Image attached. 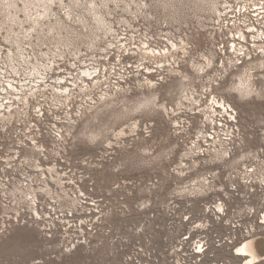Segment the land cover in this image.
<instances>
[{
	"label": "built area",
	"instance_id": "obj_1",
	"mask_svg": "<svg viewBox=\"0 0 264 264\" xmlns=\"http://www.w3.org/2000/svg\"><path fill=\"white\" fill-rule=\"evenodd\" d=\"M200 1L132 0L134 9L113 5L93 43L67 47L42 45L34 36L18 48L5 39L7 27H0L3 231L39 230L54 244L52 258L58 259L94 247L98 234L109 233H98L100 227L114 216L133 213L151 212L149 220L159 231L169 229L174 224L169 217L183 208L187 218L182 222L202 228L196 242L203 251L195 255H202L211 241L220 243L222 236L228 245L236 243L240 209L248 213L251 233L256 224L264 227V145L243 167L226 166L239 138L238 118L217 91L227 75L264 56V0ZM160 4L169 7L170 19L190 6L185 8L197 20L196 37L206 33L212 45L197 49L187 39L191 32L177 20L156 27ZM149 7L153 15L146 12ZM178 77L172 103L164 104L177 142L160 147L154 140L155 121H133L103 150L71 155L74 130L100 104ZM221 102L226 107H219ZM136 156L166 167L130 175L108 188L95 183V168L114 167L116 172L117 165L133 163ZM164 214L168 220L161 225L157 220ZM170 237L167 232L163 238Z\"/></svg>",
	"mask_w": 264,
	"mask_h": 264
},
{
	"label": "rangeland",
	"instance_id": "obj_2",
	"mask_svg": "<svg viewBox=\"0 0 264 264\" xmlns=\"http://www.w3.org/2000/svg\"><path fill=\"white\" fill-rule=\"evenodd\" d=\"M89 1L81 0L82 5L75 10L74 15L70 18L67 15L69 9L65 7V4L68 5L71 1L64 0L63 4L55 1L52 3L53 12L48 17L41 19L40 25L34 28L32 20L26 19L23 12L19 13V18L23 20L22 24L7 22V19L4 18L5 10L0 7V27L5 29L7 27L8 31L13 30L14 32H19L22 29L23 32L28 31L30 36L23 37V40L36 36V41L42 45L51 42L57 47H67L80 44L82 41L93 43L102 28L97 27L93 15L87 10ZM131 1L93 0L99 8V15L104 17L106 23L108 19L104 15L105 12L111 16L112 11L110 10L114 9L113 5L123 4L126 9L132 6ZM164 1L171 3L169 0ZM183 1L201 2L200 0ZM205 1L210 4L215 0ZM178 4L180 5L181 2ZM18 6L20 9L23 7L21 0H18ZM135 6L133 5L132 8L134 9ZM185 7H181L180 10L186 13L182 15V12H177L173 15L177 17L170 19L172 13H170L169 7L160 4L156 9L158 21L154 25H157L156 27H158V23L168 25L170 20H177L174 23L178 24L182 30L191 32V34L187 33V39L191 43H195L197 49L210 47L212 40L206 33L202 37H196L197 20L187 14ZM108 9L110 10L108 11ZM149 10L151 12L147 9L146 12L153 15L152 7H149ZM56 20L63 21L62 38L56 36V30H50V26L54 25ZM206 30L210 32V27L207 26ZM178 78L177 81L166 83L160 88L134 91L130 95L100 104L86 115L69 139L71 155H92L103 150L107 143L114 142L115 133L133 121H155L157 131L154 140L159 143L160 147L164 142H177V139H173L170 135L172 119L167 118L164 104L172 103L174 91L181 80ZM262 84H264V56L251 60L238 71L227 75L217 90L235 109L238 118L239 138L234 143L233 158L226 162L227 167L228 164H238L239 167H243V164L253 158L260 147L264 145V90L261 88ZM250 89L259 92L260 97L249 95L245 98L244 94ZM152 161L154 160H149L147 157L141 159L136 156L133 163L117 165L116 172L113 171L114 167H111L110 170L107 166L97 167L94 171V173L96 172L94 181L97 185H105L108 188L130 175L142 172L151 174L158 167L161 170L166 167V165ZM198 213L195 215L200 217ZM150 215L151 212L147 211L128 214L124 217L114 216L103 228H99L98 233L106 230L109 233L106 236L98 234L97 238L92 240V242L96 241L94 247L79 248L75 253L58 259L52 258L54 244L47 241L39 230L23 226L5 232L1 228L3 221L0 218V264H247L249 257L236 256L234 251L239 254L237 249L242 248L247 241L256 238L264 240V227L256 224V232H254L256 234L253 235L254 233H251L249 228L248 213L246 209H240L241 227L235 233L236 243L228 245L222 236L220 243L215 245L211 241L208 249L202 255H195L194 251H197L198 246L196 238L203 235L202 228L194 229L192 225L182 222L185 218L183 208L175 211L172 217H169L171 224L174 223L169 229L157 231ZM161 218L168 220L166 214L161 215ZM167 232L171 235L170 239L160 236ZM221 233L234 234L228 229H223ZM250 235L253 236L246 239ZM187 237H189L188 240L183 241ZM147 240L153 245L147 247L145 244ZM254 264H264V255L259 257Z\"/></svg>",
	"mask_w": 264,
	"mask_h": 264
},
{
	"label": "bare ground",
	"instance_id": "obj_3",
	"mask_svg": "<svg viewBox=\"0 0 264 264\" xmlns=\"http://www.w3.org/2000/svg\"><path fill=\"white\" fill-rule=\"evenodd\" d=\"M21 1L23 4V7L20 9L18 6V0H0V7H2V9L5 10L4 18L7 19V22L11 21L14 23L18 22L19 24H22L23 20L19 18V13L23 12L25 14L26 19H29L30 21L32 20L33 22L32 27L34 28L35 26L40 25L41 19L48 17L53 12L52 3H50L49 0H21ZM55 1H59L60 4L64 3V0H54V2ZM69 1H71V3H69L68 5L65 4V7H68L69 9L67 12V15L70 18V16L74 15L75 10L79 9L82 4H81V0H69ZM84 3L86 2L84 1ZM88 5L89 7L87 8V10L93 15V18L96 21L97 27L99 26L103 29L106 22L104 20V17L102 15H99L100 13L98 12L99 8L97 7V4H94L93 0H90L88 2ZM56 21L57 22L54 25L50 26V30L51 31L56 30L57 31L56 36H60V38H62L61 29L64 28L63 21L62 20H56ZM6 32L8 33L6 34L5 39L17 45L18 48L24 42L23 37L30 36V34H28V31L23 32V29L19 32L17 31L14 32L13 30H10V31L7 30ZM103 165L104 164H101V166ZM263 220H264V217H263ZM157 221H158L157 223L161 225H163L164 223V220L162 218L158 219ZM165 235L166 234H162L160 236L164 237ZM238 252L239 254H236V255L249 257V260H247L249 261V263L247 264H254L256 263V260L259 257L264 255V240L261 238H256V239L247 241L245 245L242 248H240Z\"/></svg>",
	"mask_w": 264,
	"mask_h": 264
},
{
	"label": "snow or ice",
	"instance_id": "obj_4",
	"mask_svg": "<svg viewBox=\"0 0 264 264\" xmlns=\"http://www.w3.org/2000/svg\"><path fill=\"white\" fill-rule=\"evenodd\" d=\"M49 2L50 3H53L54 2V0H49ZM262 51H264V49H262ZM240 55H244L243 53H240ZM250 58V57H249ZM223 75V73H221V76ZM261 88H262V90H264V84H262L261 85ZM245 95V98H247V96H249V95H255V96H257V97H260V93L259 92H255L254 90H252V89H250L247 93H245L244 94ZM226 98V97H225ZM219 107H226V105L224 104V103H219V105H218ZM36 111H37V113L39 114V115H43V113H41L40 112V110L37 108L36 109ZM82 195V194H81ZM222 210V209H221ZM185 218H187V217H185ZM240 249L238 248L237 249V251H239ZM197 251L198 252H202L203 251V248L202 247H198L197 248Z\"/></svg>",
	"mask_w": 264,
	"mask_h": 264
}]
</instances>
